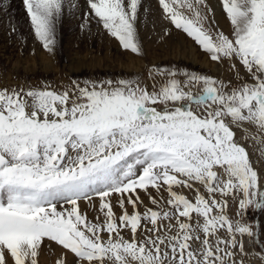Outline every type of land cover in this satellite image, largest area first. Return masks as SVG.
Listing matches in <instances>:
<instances>
[{
  "label": "snow or ice",
  "instance_id": "snow-or-ice-1",
  "mask_svg": "<svg viewBox=\"0 0 264 264\" xmlns=\"http://www.w3.org/2000/svg\"><path fill=\"white\" fill-rule=\"evenodd\" d=\"M23 5L49 55L66 15L81 11L82 31L95 23L143 56V0ZM221 6L228 33L210 0L156 5L163 36L186 34L236 83L153 66L150 86L119 78L0 88V264H39L53 243L55 264H264V251L246 252L244 241L260 243L261 224L247 214L264 211V168L253 160L264 163V0Z\"/></svg>",
  "mask_w": 264,
  "mask_h": 264
},
{
  "label": "rangeland",
  "instance_id": "rangeland-1",
  "mask_svg": "<svg viewBox=\"0 0 264 264\" xmlns=\"http://www.w3.org/2000/svg\"><path fill=\"white\" fill-rule=\"evenodd\" d=\"M80 3L83 8L84 0H80ZM143 4L145 8L151 9L149 13L142 15L139 28L143 56L122 50L119 43L95 23L82 31L81 11L66 15L65 22L58 28L55 54L49 55L31 33L23 0H0V88L22 84L42 86L41 82H47L60 89L73 79L83 82L119 78H140L150 86L152 81L148 74L153 66H176L236 83L235 74L226 62L218 64L211 61L186 34L172 28L170 35L163 36V33L149 24L150 14L158 11L157 0H143ZM217 4L218 0L212 6L221 12L222 6L217 7ZM226 26L230 28L229 23ZM220 29L223 28L220 26ZM197 65L205 70L199 69ZM259 164L264 168V163L259 161ZM183 194L189 195L186 190ZM81 207L88 210L90 217H94L88 205L82 203ZM235 211L236 207L233 205L229 215L234 216ZM247 218L250 222L260 223L261 229L259 244L244 238L245 251L252 254L264 251V211L254 212L249 209ZM125 236L128 238L127 233ZM61 254L59 246L53 243L51 248H46L41 254L39 264H55ZM66 259L72 261L74 257L69 254ZM251 264H257V261L251 258Z\"/></svg>",
  "mask_w": 264,
  "mask_h": 264
},
{
  "label": "bare ground",
  "instance_id": "bare-ground-1",
  "mask_svg": "<svg viewBox=\"0 0 264 264\" xmlns=\"http://www.w3.org/2000/svg\"><path fill=\"white\" fill-rule=\"evenodd\" d=\"M215 2H217V0H210V3L212 5H215ZM215 12H216L215 13V19L219 22L220 26L223 28L222 30L226 33L229 32V30H228L229 28L226 26L228 22L225 18V15L223 14V12L222 11L219 12L218 10H215ZM148 21H149V24L152 27L158 29V31L160 33H163L164 27L168 26L166 21L160 19L158 11L154 12L153 15L150 14ZM225 29H227V30H225ZM197 66H199V69L205 70V68L202 67L201 65H197ZM211 70L214 71V69H211ZM254 162L256 163V165L258 167H261V164H259L258 160L254 159Z\"/></svg>",
  "mask_w": 264,
  "mask_h": 264
}]
</instances>
